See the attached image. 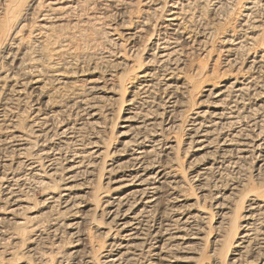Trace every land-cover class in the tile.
Wrapping results in <instances>:
<instances>
[{
  "label": "bare ground",
  "instance_id": "6f19581e",
  "mask_svg": "<svg viewBox=\"0 0 264 264\" xmlns=\"http://www.w3.org/2000/svg\"><path fill=\"white\" fill-rule=\"evenodd\" d=\"M207 1L214 3L210 10L215 12L227 0H170V5L164 3L161 8L165 18L159 17L162 22L153 31L156 22L150 24L146 17L141 22L128 17L132 6L148 4V0H0V50H4L0 53V133L4 134L0 136V240L6 232L19 237L26 223L37 219L38 216H23L30 211L32 192L42 188V215L63 219V232L76 238L73 250L67 253L74 259L82 260V223L94 214L93 228L104 241L93 242L102 260L98 264H195L204 257L203 232H210L205 220H213L214 216L216 227H228L230 234L219 248L218 258L215 251H210L211 257L219 261L214 264H264V184L241 194L235 207L229 201L242 185L240 178L250 157L256 159L258 182L264 172V132L260 124L264 118V50L249 57L245 70L235 73L230 82L203 89L202 99L191 103L192 109L199 106L189 110L191 119L184 128L187 135L182 143L170 132L180 127L176 116L179 109L175 110L177 98L191 84L180 77L184 55L195 42V48L202 47L200 44L211 34V29L203 30L202 40L190 39L200 24V16L194 15L193 8ZM96 3L101 10L109 6L122 12L120 24L107 26L110 49L103 53L105 57L114 54L118 64L128 66L124 65V56H136L145 28L149 26L152 34L144 56L140 53L144 58L133 69L130 66L131 74L119 83L120 94L110 92L112 88L106 92L98 78L90 83L86 96L72 94L70 101L66 99V104L77 112L78 117L72 118L71 111L54 110L55 102L52 104L49 96H44L37 76L41 66H36L37 57H28L29 49L25 48L57 45L56 32L65 21L68 23L67 19H74L76 13L81 15L83 9ZM241 5L238 31L243 34L222 40L221 52L226 54L224 62L229 65L238 61L244 46H252L258 36L252 32L264 23V0H243ZM257 6L261 16L254 15ZM101 15L108 17L98 13L96 20ZM67 45L63 40L55 48L50 46L55 61L74 57ZM25 70L33 76L17 80V72ZM65 74L60 70L51 76L60 83ZM258 78L262 80L260 88ZM30 99L34 102L28 106L32 109L27 107L29 121L21 131L17 119ZM117 100L121 116H117L116 141L111 142L114 136L104 118L110 110L109 102ZM88 130L92 134L88 135ZM104 135L110 136L107 144ZM178 152L184 153L186 171H190L187 176L179 164ZM10 156L21 161L9 160ZM222 179L229 194H215L220 202L212 204V214L201 202L210 184L218 188ZM241 208L244 211L239 215ZM224 255L229 257L226 262L222 261ZM88 260L82 264L93 263Z\"/></svg>",
  "mask_w": 264,
  "mask_h": 264
},
{
  "label": "rangeland",
  "instance_id": "374dc122",
  "mask_svg": "<svg viewBox=\"0 0 264 264\" xmlns=\"http://www.w3.org/2000/svg\"><path fill=\"white\" fill-rule=\"evenodd\" d=\"M142 1H144V0H142ZM148 1H149L148 4H144L146 2H142L140 4L136 3L135 6H132L133 12L130 11L131 16L128 14V17H130V18L132 17V19L134 21L138 20L139 22H141V19H143L145 17L148 18V19H150V24L151 23L154 24V22H156V26L153 29V31H156L158 28V25H160V23L162 22V19L159 17L165 18L164 15L161 14V12H162L161 8L163 7V4L168 3V5H170L171 3H170V0H148ZM239 2H240V4H239ZM199 3L200 2H198L195 5L196 8L195 7L193 8V11H194L193 13L195 16H198V15L200 16L199 17L200 24H199V27H197V29H196L197 31L191 34L190 39L200 41V40H202V37L205 36L204 31L208 32V30H209V32H210V29H211V32H210L211 34L209 35V38H207V40H205L204 43H202L203 45L200 44L202 47L199 46L198 48H195L196 47L195 45L197 44L195 42L192 45L193 48L190 47L192 50L188 52L189 54L187 53L186 55H184V59H183L184 60V62H183L184 68L180 72L183 74H181L180 77L182 78V80H183V78L190 80L191 81L190 88H192V89L189 88L186 93L180 94L183 97L178 96V98H177L178 99L177 100V106L178 107L176 106L175 110L177 111L179 109L178 110L179 112L178 111L176 112V114H177L176 116H179L178 119L180 121H177V123L179 124L180 127H178V128L176 127V129L174 130L175 133L172 130L170 131L172 135L176 136L181 141V143L184 141L185 136L187 135V134H185V133H187V131H186L187 124L191 119V114H190L191 112L189 110L192 109L193 103H197V102H199L198 100L202 99L203 89L209 88L207 86H213V84H214V86L220 87V86L224 85L226 82H230L232 77L235 76L234 75L235 73L238 74L242 70H245V65H246L249 57H251V56L253 57L256 54L255 52H258L259 50H264V25H263L264 23H262L260 28H259L260 30L257 29L256 32H252L253 35L254 34H255V36L258 35L256 37V39L254 40V43L250 42V43H253L254 45L252 44V46H250V47H249V45L244 46L245 49L242 48L243 50L242 49H241L242 51L240 50V54H239V57L237 59L238 61H236V63L229 65L228 63H226V61L224 62V60H226L227 57H226V54L224 52H221L222 48H223V44H224L222 42V40L224 38H228L230 36L239 37L241 34H243V33H239L240 31H238V25H239L240 19H241V17L239 15L242 12V10H240V9H242L241 4H243V0H239V1L227 0L225 2H222V5L215 12H212L210 10L214 6L213 5L214 3L212 1L205 2L204 4L206 6L201 4V3L199 4ZM100 4L104 5L105 3L101 2ZM100 4L97 5V3H96L94 7H88L87 6L88 8H86V10L83 9L82 14H81V12H79L81 15H78V13H76L77 16L74 19L71 20L72 17L67 19L68 23H67V21H65V25L61 29H59V33L56 32L58 34V35L56 34V36H59L57 45L51 46L48 44H44V45L48 46V47L46 46V48L42 46L43 44L42 45H36L33 47L28 45V47L25 48V49H29L28 57H37L38 62L36 64V66L37 65L41 66L40 67L41 71H40V73H37V76L39 77V82H41L39 84L40 88H41L40 90L43 92L44 96H46V97L49 96L51 103L55 102L54 104L52 103L53 104L52 107L54 110H56V111L57 110L58 111L63 110L64 111L66 109L67 111L68 110L71 111L70 113L72 114V118L78 117L77 112H76V110H73L72 108H70L71 104L68 105L66 103H68V101H70V98H72V94H74L73 97H75V96L77 97V95L78 96H86V94H87L86 89L90 86V83L92 81H96L98 78H100L101 79V80H99L100 86L103 85L105 87L106 92H109L108 90L112 88L110 90V92H114L115 94L116 93L120 94L121 91L119 90V83H121L124 79L129 77V75L132 72L133 65H136L138 62H140L144 58V57L142 58V56H144V53L148 48L147 47L148 45L146 44V42H147V39L150 36V34H152V30L150 29L149 26L147 28H145V30L143 31V36L139 42L140 48L137 51L138 53L136 52L137 53L136 56L135 57L134 56H131V57L124 56V58L126 59V63L124 62L125 63L124 65L128 64V66H123V63L118 64L119 61H117L118 60L117 56L114 54L112 57H109V58L105 57L107 54H103V53L106 50L109 51V49H110L109 47H107L108 46L107 41L109 39L108 35H106L107 29L110 26L113 27V25L120 24V22L123 20H122V12L121 11L115 10L109 6H106L103 10H101ZM260 9H261L260 6H257L256 10L254 11V15L261 16L262 11ZM154 10H156V11H154ZM258 10H260V11H258ZM137 11H139V13H137ZM98 13L107 14L106 16H108V17H105V15L104 16L101 15L102 18L96 20ZM69 21L70 22L73 21L74 23L72 22L70 24ZM108 25H109V27H107ZM203 27H204V29H203ZM25 30L23 31L22 35L25 34ZM248 31L250 33V30H248ZM102 32L105 34H102ZM108 32H110V31H108ZM198 32H200V33H198ZM234 32H235V34H233ZM104 35L106 37H104ZM61 38H62V40H60ZM103 38H105V39H103ZM63 40L66 41L68 44L66 49L71 54H73L74 57H71V58L62 57V58L58 59L57 61H55L53 56H51L53 53L52 48L59 46V44ZM150 40H151V38H150ZM101 42L104 43L103 46L101 45V44H103ZM37 46H40V47L37 48ZM100 46H102V49ZM141 46L142 47L144 46V47L142 48ZM50 48H51V51H50ZM202 48H203V50H202ZM142 49H143V52H141ZM196 49H197V51H196ZM1 50H0V53H3L4 50H2V51ZM98 50H100V51H98ZM120 51H122V50H120ZM98 52H101L102 56L101 55L99 56ZM140 53L142 56L140 55ZM73 58H75V59H73ZM102 58H104V60ZM132 58H134V60ZM137 59L139 61H137ZM239 59H241L242 61ZM186 60H187V62H186ZM55 63H57V64L53 65ZM244 63H245V65H244ZM51 65H53V66H51ZM119 65L120 66L122 65V66L119 67ZM130 66L132 67V69ZM122 67H124V68H122ZM128 68H130V69H128ZM193 69H195L194 70L195 72L193 71ZM60 70H61V73H66L65 76L63 75L66 78L61 80V81H64L63 83H66V85L60 84V83H62L61 81H60V83H59V81H54V79H55V77L53 78L54 73H56V71L60 72ZM27 71L28 70L18 71L17 72V78H18L17 80L30 79L31 76H33V75H30L31 73H28ZM67 73H70V74L72 73L73 75H68ZM191 74H192V76H191ZM51 75H53V76H51ZM109 75L112 77H109ZM124 75H126V76H124ZM69 76H70V78H69ZM120 76H123V77H120ZM119 77H120V79H119ZM191 78H193V79H191ZM258 81L261 82V83H259V88H260L261 84H262V80L260 78H258ZM207 82H209L211 85ZM200 84H201V86H200ZM77 93H79L80 95ZM196 93H198V94H196ZM126 95H127V93H126ZM126 95L123 97L124 99L127 98ZM67 96H69V97H67ZM114 97L116 99L117 96H114ZM31 100H32V102H31ZM192 100H194L195 102ZM33 102H34V100L30 99L28 101V103L26 104L27 106L25 105V107L23 108L25 110V112L22 113L20 115V117H18L17 123H16L18 130L22 131L23 129L26 128L28 121H29L28 116L30 113V109H32L31 106L30 107H28V106L30 104H33ZM180 103H185V104H180ZM119 104L120 103L118 102V100H117V102H114V101L109 102L110 110H109V113L106 112L108 115H106L104 118V119H106L105 122L108 121L105 124H106V127H110L109 128L110 133H111L110 135L114 136V137H111V142L116 139L115 132L117 131V119L119 116H121V114L119 115V113H118L119 108H120ZM198 106L199 105H195L194 108H196V107L198 108ZM27 107L30 109H28ZM61 108H63V109H61ZM70 109H72V110H70ZM193 109L191 111H193ZM182 118H184V119L182 120ZM178 119L176 117V120H178ZM114 121H116V123ZM260 124L264 128V118L262 119ZM111 127H113V128H111ZM184 128H186V129H184ZM263 128H262V132H264ZM113 132H114V134H113ZM86 133L88 135L92 134V132H90L89 130L86 131ZM1 135H4V134L0 133V136ZM109 137L110 136H108V135H104V139L106 140V141H104L105 144H107L106 142H108L107 139ZM2 155L3 154L0 153V159H2ZM177 155L179 157V162H180L179 164H181V167H182L181 169L183 172L185 171V174L187 176L188 172H190V171H188V170H187L188 172L186 171L187 164H186V159L184 157V153L178 152ZM9 160H12V161L15 160L16 162L21 161V159L20 160L15 159L13 156H10ZM246 164H245V167L247 169L245 168V170H246V171H244L245 173L244 174L242 173V175H244V176H241L242 178H240L239 183H242V185H240L241 187H240L237 195L235 194L233 197L229 196V197H231L229 199V201L231 200V204L233 207L237 206L238 201H239L238 197L241 194H246V192L251 190L253 187H255V186L257 187V184H264V172L261 173L260 176H258V179L260 182H258V180L256 179V176H257L256 159L254 157H250L248 159V162L246 161ZM243 178H245V179H243ZM221 181L220 182H221V185L223 187L220 184H218V188H217V186H214V187H216L214 189V187L212 185L213 183L210 184V186H209L210 190L209 189L207 190L208 193L206 192L204 199H203V202H201V204H204L212 214H213V211H215L212 204L216 205L217 202L218 203L220 202V199L217 198L215 194H219V195L223 194L225 196H226V194H229L228 193L229 191L227 190L228 188L226 186H224L225 180L222 179ZM239 183H238V185H239ZM219 185H220V187H219ZM246 187H247V189H246ZM190 192H192V191L190 190ZM217 192H219V193H217ZM193 193L198 194V192H196L195 190ZM44 195H45V191L42 188L37 189L36 191L32 192V194L30 195V197H29V203H30L29 205L31 206V207L29 206L30 211H29V213L24 215L23 218H27V217L31 218L32 216H35V217L38 216V217L34 221H28L26 223L24 232H22V234L19 237L12 236L11 232H8V233L6 232L5 234L2 235V238L0 240V264H24V263L25 264H27V263L28 264H51V263L52 264H82L83 263L82 261L86 260V259L87 260L92 259V260H90L93 262L92 264H98L100 261H102L100 256H98L99 253H98V250L96 249V246L98 244L97 241L99 242V244H100V241L102 243L103 236L101 237V235L99 234V231L94 230L93 225H92L93 220L91 221V219L96 218L97 215L96 216L94 214H90V216L88 215L84 224L82 223L83 226L81 225L82 226L81 229L85 233V234L84 233H82V234L84 236L86 235V237L87 236L88 237L87 238H84V236L82 237L83 241L79 247L81 249L80 251L82 253V260L81 259H74L72 256L67 255V253L71 252L73 250V248H74L73 247L74 246V243H73L74 240L73 239L76 240V238H73V237L70 238L65 232H63L64 229L62 227V224H63L62 218H60L59 216L47 218V216L45 214L42 215L43 211L40 207V202H41V200H43ZM206 195H209V196L206 197ZM233 198H235L236 200ZM204 200H205V202H204ZM242 205H244L243 202H242ZM209 206L211 209L209 208ZM243 211H244V209L241 208L238 212L239 215L242 214ZM210 220L211 219L205 220L207 227L210 228V232H207V231L203 232V234L205 235L204 236L205 238L203 239V242H202L203 247H204L203 248V256L204 257H202V259L199 260V262H196L195 264H197V263L198 264H211L212 262H213L212 264H214L215 262L216 263L219 262L215 258H218L219 253H220V249L223 248L225 240L227 238H229L228 236L230 234H229V228L228 227H224V226L222 227V226H218V225L216 227L217 222H215L216 219L214 218V216H213V220H211V221ZM207 222L208 223L210 222V223L208 224ZM236 223L239 224V221H237ZM208 225H211L212 227L211 226L209 227ZM214 227H216V228L213 229ZM220 227H222V228H220ZM217 228H219V229H217ZM223 228H225V229H223ZM238 232H239V230L237 231V234H238ZM93 235H95V236H93ZM99 235H100L101 239H100ZM90 236H92V238H89ZM93 238L95 240L92 241ZM4 239H6V241ZM89 239H91L90 241L93 245L90 243ZM206 240H207V242H205ZM93 242H95L97 244H94ZM213 243H214V245H213ZM214 247L217 250H215ZM93 248H94V251H93ZM210 251H215L214 253H216L217 256L215 258L211 257L210 254H212V252H210ZM33 252H34V254H33ZM253 254H255V253H253ZM94 256H96V258ZM89 257H91V258H89ZM224 257H226L227 259H225ZM93 258H94V260H93ZM228 259H229V257L224 255L222 261L226 262V260H228ZM79 260H81V261H79Z\"/></svg>",
  "mask_w": 264,
  "mask_h": 264
}]
</instances>
